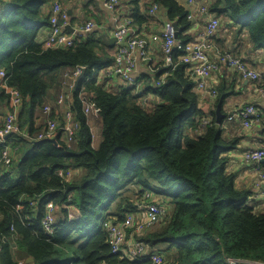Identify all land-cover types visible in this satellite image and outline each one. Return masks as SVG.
<instances>
[{"label":"trees","instance_id":"1","mask_svg":"<svg viewBox=\"0 0 264 264\" xmlns=\"http://www.w3.org/2000/svg\"><path fill=\"white\" fill-rule=\"evenodd\" d=\"M54 1L0 0V71L7 88L21 98L18 132L0 145V155L5 147L19 155L7 167L0 164V264L24 258L32 261L23 264H152L151 255L159 257L158 264H228L229 259L264 264V213L249 206L250 194L237 190L234 175L227 173L225 154L238 142L225 141L214 112L200 110L196 82L178 62L179 54L169 68L160 66L151 77L136 80L141 95L160 99L146 110L135 86L113 92L98 84L96 71L114 59L105 34L76 35L68 49H45L36 42L39 29L50 26L44 8ZM154 1L180 28L178 39L189 42L183 35L191 25L185 8L177 0ZM139 2L130 0L137 8ZM207 9L227 26L247 31L253 49L264 51V0H210ZM148 11H129L132 26L140 30L151 17ZM78 68L86 69V78L72 90L71 111L80 124L75 143L67 145L60 130L38 140L46 126L36 112L47 92L62 70ZM225 88H217L216 105L231 95ZM82 95L100 121L96 148ZM4 104L11 109L0 87ZM146 193L169 205L158 204L166 215L140 236L145 254L141 262H131L125 246L111 252L103 225L123 224L149 204L143 201ZM47 203L55 207L52 234L42 227Z\"/></svg>","mask_w":264,"mask_h":264},{"label":"crops","instance_id":"2","mask_svg":"<svg viewBox=\"0 0 264 264\" xmlns=\"http://www.w3.org/2000/svg\"><path fill=\"white\" fill-rule=\"evenodd\" d=\"M178 2L185 8L188 15H191V19L188 20L191 24L190 28L183 35L190 36L189 43H194V41L199 39L203 34L207 20L206 15L202 16L199 13L200 9H202L203 6L207 8L210 0H179ZM154 3V0H140L137 8L130 3V0H125L124 3L115 7L112 11L104 6L103 0H58L45 6L44 15L50 16L54 6L58 5L70 14L69 22L72 23V28L79 29L82 28L87 21L93 22L96 27L92 33L107 34L110 37L109 34L115 28L117 22L120 21L123 16H128L129 11L134 12V14L139 13L140 15H145L147 10L150 9ZM6 7L7 5L5 4L1 9H7ZM165 22H167V20L162 10L158 8L156 17H150L146 23L141 25L140 30L133 26L135 34L138 37L144 38L147 42L146 48L149 59L147 64L138 61L135 70L132 72V78L135 80L144 81L151 77L154 69L164 65L161 42L159 40L154 41L153 38L159 36V32L163 28ZM50 30L49 26L41 27L38 31L36 42L45 49L49 48L47 43ZM111 47V53L115 56L116 45L114 44ZM228 51L246 64L251 70L259 74H264V51L253 49L247 31H241L237 26H231V24L227 26V23H224V28L220 30L219 34H217L213 40L212 47L208 49L207 55L211 61H217L221 53ZM176 54L177 53L174 52L173 57ZM71 74L72 71H70V69L62 70L58 83L47 92L44 102V105H49L55 111L59 112L60 122H62V115L64 112L72 110L73 108L72 90H75L74 83L77 78H72ZM96 74L98 84L104 86L106 90L115 92L124 86L122 80L118 76H110L103 70H97ZM204 83L208 90H217L220 85L226 86L225 91H229L231 94L221 103V114L225 118L222 126H219L222 132V138L225 141L231 142L237 140L238 142L233 151L225 154L228 159L227 173L234 175V185L237 190L246 191L250 194L249 206L257 213H264V184L260 180V174H264V162L260 164L259 172H257L254 170L253 165L247 164L244 161V156L247 152L259 149L264 150V96L260 92V89L264 85L262 82L254 83L242 79L229 64H219L218 70ZM139 85L141 86V83H139ZM60 96H66V102L61 106H57L56 101ZM216 98L217 96L213 98L208 92L199 96L198 105L200 110L206 115H210L212 112L215 114L217 107ZM159 102L160 99L156 96L148 98V100L145 101V105H143L142 102L141 104L146 110H151L154 104L157 105ZM245 105H254L262 112L261 122L255 124L251 129L244 128L237 120H226L228 116L236 114ZM9 111V106L5 104L0 105L1 126H3L6 114ZM41 111L42 109L36 112V115L41 113L39 114V119H42L43 123H45ZM87 123L92 134V147L96 148L100 142L101 126L99 118L92 115L88 116ZM61 136L62 140L66 143L65 134L62 133ZM69 145L71 146L73 144ZM14 158L19 159V155ZM74 174L75 171L69 173L70 177H74ZM144 199L146 200L143 201H149V203L153 204H165L163 199L154 194L149 195V193H146ZM165 207L169 210L171 209L170 206ZM127 217L132 218V215H128ZM133 217L138 219L140 223H144L146 220L145 212H143L140 207ZM145 233L146 229L141 227L138 233L135 232L134 235L132 234L130 237H127L126 246L129 242L139 239L140 236ZM126 246L124 249L125 253L127 250ZM25 261L27 262V259L24 258V260L19 261V264H23Z\"/></svg>","mask_w":264,"mask_h":264},{"label":"built area","instance_id":"3","mask_svg":"<svg viewBox=\"0 0 264 264\" xmlns=\"http://www.w3.org/2000/svg\"><path fill=\"white\" fill-rule=\"evenodd\" d=\"M179 1V0H177ZM125 0H103L104 6L110 10H114L115 7L120 6ZM158 4L154 3L150 7L148 13L151 17H156L158 12ZM203 9V8H202ZM70 16L66 10H63L60 6L55 5L52 14L49 16L50 20V33L48 39L49 48H64L68 49L73 47L76 35L65 32V27L70 24ZM207 20L205 23L204 32L199 39L194 43H182L179 39L175 38V31L173 27L174 22L167 21L164 23L163 28L159 32V36L153 38L154 41L161 42V49L164 55V65L162 67L169 68L173 63V53L178 55V62L188 67V73L199 80V83L195 87V91L199 96L205 92V81L212 75L213 72L218 70L219 64H229L235 72L242 78L252 82H262L264 85V74H259L246 66L241 60L235 58L233 54L223 52L218 57L217 61H211L207 55V51L212 47L213 39L217 36L216 32L219 28L221 18L215 17L211 14H206ZM188 20L191 19V15H188ZM60 23L61 26H57ZM96 25L93 22H86L82 28L75 29L76 32L81 34H90ZM110 37L115 39L116 53L113 59V63L108 68H102L100 70L106 71L110 76H118L124 86L137 88L136 95H141L139 83L132 78V72L135 70L138 61L148 63L147 54V42L144 38L138 37L133 30L131 20L126 16L122 17L117 22L115 28L110 32ZM157 69V68H156ZM154 69L152 73H155ZM95 71V69L93 70ZM80 74V68L72 71L71 77L77 78ZM165 77V76H164ZM89 80V79H87ZM0 87L6 90L10 100V111L6 114L3 126L0 128V145L4 144V138L10 134L18 132L17 128V109L21 103V98L16 90L8 89L5 85V72L0 71ZM260 92L264 96V86L260 89ZM139 93V94H138ZM211 97L215 98L217 92L215 89L211 90ZM139 103L145 105V99L156 97L151 93L141 95ZM142 99V100H141ZM83 114L86 118L88 116L98 117L95 109H93L90 101L84 95L81 96ZM66 102V96H60L56 104L61 106ZM42 115L45 119V131L40 133L37 139H42L47 136L61 130L66 137V144H73L76 141L77 132L80 128L79 122L76 120L74 113L71 110H67L62 115V122H60V114L55 111L49 105L42 107ZM226 120H237L246 129H251L255 124H258L262 120V112L254 105H245L241 110L232 116H228ZM207 123V122H206ZM4 151L0 155V164L3 166H9L14 160L15 155H11L9 147H5ZM264 159V150L249 151L244 156V161L247 164L253 165L254 170L259 172L260 162ZM260 180L264 184V174H260ZM264 196V188H263ZM20 206H17V210H20ZM145 212L146 220L144 223L138 222L134 224L133 216L126 217L125 221L121 225L104 224L103 227L107 232L110 244V250L113 254H118L126 246L127 236L125 228L133 229L135 232H139L141 227L146 230L154 226L166 215V210L156 204L142 205L140 207ZM55 207L52 203H47L44 207V216L42 218V227L48 234H52L55 226L54 220ZM145 254L144 244L136 239L127 244V257L131 262H141ZM149 260L152 264L159 263V257L157 255H151ZM228 264H262L252 261H236L228 260Z\"/></svg>","mask_w":264,"mask_h":264},{"label":"water","instance_id":"4","mask_svg":"<svg viewBox=\"0 0 264 264\" xmlns=\"http://www.w3.org/2000/svg\"><path fill=\"white\" fill-rule=\"evenodd\" d=\"M70 15V14H68ZM57 26H61L60 23H57ZM173 27H174V31H175V38L178 39V35H179V31H180V28L178 27V25L176 23H173ZM65 31H67L68 33L70 34H75V35H80L81 33L79 32H76V30L74 28H72L71 25H67L65 28ZM105 37L107 38L109 44L111 46H113L115 44V39L114 38H110L107 34H105ZM86 69L85 68H80V74L79 76L77 77V79L75 80V83H74V89L76 90L80 83L86 78ZM215 123L216 125L218 126H222L223 124V121H224V116L221 114V102L217 105L216 107V111H215ZM264 162V160H262L260 162V164H262ZM32 259L31 258H28L27 259V262H31Z\"/></svg>","mask_w":264,"mask_h":264},{"label":"rangeland","instance_id":"5","mask_svg":"<svg viewBox=\"0 0 264 264\" xmlns=\"http://www.w3.org/2000/svg\"><path fill=\"white\" fill-rule=\"evenodd\" d=\"M207 8H206V6H203V9H200V14L202 15V16H205L206 14H207ZM88 22V21H87ZM227 22V20H221L220 21V25H219V28H218V30H217V32H216V34H219V32H220V30L222 29V28H224V23H226ZM85 25V24H84ZM139 94V93H138ZM143 96H141L140 95V98H142ZM142 100V99H141ZM146 100H148V98L147 99H145L144 101H146ZM141 104V103H140ZM142 105V104H141ZM135 225L136 224H138V220L136 221V220H133L132 221ZM125 232H126V235H127V237H130L132 234L134 235L135 234V231L133 230V229H129V228H125ZM139 240V239H138ZM24 263V262H23Z\"/></svg>","mask_w":264,"mask_h":264},{"label":"bare ground","instance_id":"6","mask_svg":"<svg viewBox=\"0 0 264 264\" xmlns=\"http://www.w3.org/2000/svg\"><path fill=\"white\" fill-rule=\"evenodd\" d=\"M236 58V57H235ZM214 73V72H213ZM212 73V74H213ZM194 80H195V82H196V85L199 83V80L198 79H196L194 76H191ZM252 82V81H251ZM254 83H260V82H254ZM205 92L207 93L208 92V94H210V92H211V90H208L207 88H206V86H205ZM61 131V130H60ZM62 132V131H61ZM149 204H153V203H149ZM144 205H147V204H144ZM156 205H158V204H156ZM159 206V205H158ZM160 207H162V206H160ZM164 218V217H163ZM162 218V219H163ZM112 225H118L117 223H113Z\"/></svg>","mask_w":264,"mask_h":264}]
</instances>
